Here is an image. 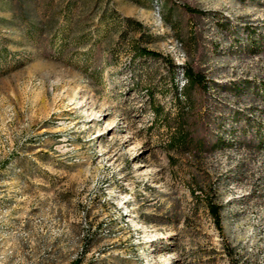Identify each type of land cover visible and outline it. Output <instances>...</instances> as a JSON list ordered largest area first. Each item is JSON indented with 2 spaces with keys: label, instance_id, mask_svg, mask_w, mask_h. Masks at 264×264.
<instances>
[{
  "label": "rangeland",
  "instance_id": "obj_1",
  "mask_svg": "<svg viewBox=\"0 0 264 264\" xmlns=\"http://www.w3.org/2000/svg\"><path fill=\"white\" fill-rule=\"evenodd\" d=\"M182 63L264 79V0H0V264H264V148L165 149Z\"/></svg>",
  "mask_w": 264,
  "mask_h": 264
},
{
  "label": "trees",
  "instance_id": "obj_2",
  "mask_svg": "<svg viewBox=\"0 0 264 264\" xmlns=\"http://www.w3.org/2000/svg\"><path fill=\"white\" fill-rule=\"evenodd\" d=\"M185 8L190 13L197 11V9L192 7L185 6ZM248 33L250 42H247L245 47L247 50H251L257 47V44L252 43V35L250 32ZM135 48L136 52L143 56L156 57L159 55L156 51L143 46ZM165 64H169L168 70H171V75L174 74L172 63L169 60H165ZM180 72L183 82L179 89H177V86L174 89V100L177 101V105L172 118L169 119L166 116L167 112L162 113V109L159 107L153 109L155 118H159V116L165 117V123L168 125L170 121L174 122L172 129H169L165 145L167 151H211L218 146L231 145L233 141L237 146H245L256 150L264 148V121L261 120V117H256L251 113L252 108H249V113H247L246 110L248 108L244 109L236 105H225V103L219 102V107L213 119V123L217 126L215 130L212 128L210 131H205L204 128L200 127L202 131L198 132L195 127L198 122L200 123L199 120L204 112L198 111V113L193 114L194 108L191 97L193 90H197L205 97L213 95V92H211L213 90H221L229 92L233 96L251 93L264 101V79L240 78L222 83L210 79L201 69H197L188 63H182ZM227 121L230 123L228 129L224 126ZM204 124L206 125L208 122ZM168 127L171 128V126ZM234 130H236V133H234ZM206 205L215 226L219 229L221 226L219 205L211 200H206Z\"/></svg>",
  "mask_w": 264,
  "mask_h": 264
}]
</instances>
